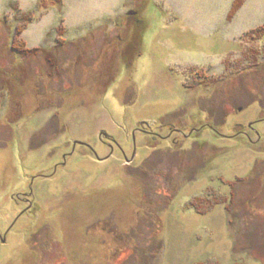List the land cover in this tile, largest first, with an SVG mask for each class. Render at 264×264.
Returning <instances> with one entry per match:
<instances>
[{"label":"rangeland","instance_id":"1","mask_svg":"<svg viewBox=\"0 0 264 264\" xmlns=\"http://www.w3.org/2000/svg\"><path fill=\"white\" fill-rule=\"evenodd\" d=\"M42 1L0 0V264H264V0H143L128 54L129 0Z\"/></svg>","mask_w":264,"mask_h":264},{"label":"trees","instance_id":"2","mask_svg":"<svg viewBox=\"0 0 264 264\" xmlns=\"http://www.w3.org/2000/svg\"><path fill=\"white\" fill-rule=\"evenodd\" d=\"M58 6H60V10L59 12L63 13V0H54ZM244 0H236L234 5H233V9L230 12V14L228 15V20H232L236 14V12L243 6ZM43 1L42 0H38V4H37V8L36 11L38 12L40 9H43V5H42ZM40 10V12H41ZM62 21L60 26L57 29V34H58V40H60L61 43H63L64 40V36L66 34V30L65 28L62 26V22H63V15H60ZM26 26L25 29L28 28V26L34 21L35 16L32 12H29L26 16ZM259 29V31H257ZM257 30H255L257 32V34H260V36L264 37V25L260 26ZM18 33H23V29L20 28V31H18ZM12 50L15 51L19 56L21 57H29L32 55H37L38 51H42L40 48H29L28 45L26 44V42L24 40L19 39L18 37H14L13 39V43H12ZM47 50V49H46ZM52 57V56H51ZM49 57V59L51 58ZM50 62H52L51 60H49ZM8 83V82H7ZM3 88L7 89L10 88V86H6L3 85ZM2 92H5L2 90ZM8 92V91H7ZM4 95V94H1ZM6 100H2L0 99V111L3 107V105H5ZM241 179V178H240ZM244 180V179H243ZM224 195H222V199L223 202L225 203L227 201V197H223ZM214 198V197H212ZM209 197H198L197 199L193 200V204L191 203V206L194 210H196L198 213H202V214H207L210 213L213 208L215 207V205L218 203L217 199L213 200L214 202H212V199ZM217 198V197H216ZM216 202V203H215ZM215 203V204H214Z\"/></svg>","mask_w":264,"mask_h":264},{"label":"flooded vegetation","instance_id":"3","mask_svg":"<svg viewBox=\"0 0 264 264\" xmlns=\"http://www.w3.org/2000/svg\"><path fill=\"white\" fill-rule=\"evenodd\" d=\"M146 1V0H145ZM128 8H129V11L126 13V15L124 16L125 17V23H123V26H125V30H126V35L125 36H119L118 39L119 40H125L126 41V45H127V48L124 49V53L128 54L129 50L131 49V44L129 43L130 42V34L134 31V30H137V27L139 25H141L143 23L142 21V17H141V10L142 8L144 7V3L143 0H129L128 1ZM142 37V36H141ZM134 40L137 39V43H135L134 45H136V48L139 47V41L141 40L140 38V34L134 36L133 38ZM138 131L142 132V133H145V134H149V132L147 131H143V130H140V129H137ZM198 130L196 129V132ZM136 134V133H135ZM134 134V135H135ZM176 134V133H175ZM178 135V134H177ZM159 138L158 136L157 137H153V142L157 141ZM26 194L27 193H23V194H19V199H23L25 200V202H28L30 207L34 205V203L32 202V199H27L26 197ZM21 196V197H20ZM31 207V208H32ZM30 208V209H31Z\"/></svg>","mask_w":264,"mask_h":264}]
</instances>
